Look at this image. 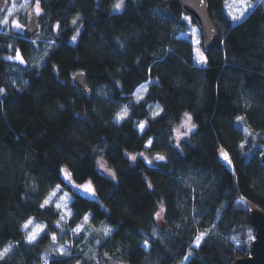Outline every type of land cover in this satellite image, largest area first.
Returning a JSON list of instances; mask_svg holds the SVG:
<instances>
[{
    "label": "trees",
    "instance_id": "trees-1",
    "mask_svg": "<svg viewBox=\"0 0 264 264\" xmlns=\"http://www.w3.org/2000/svg\"><path fill=\"white\" fill-rule=\"evenodd\" d=\"M39 1L33 37L0 27V249H12L0 264H232L249 255L251 208L264 210V138L253 136L264 131V0L237 20L228 0H207L219 36L210 49L201 40L204 64L182 35L199 22L181 0H123L119 9L118 0ZM44 39L40 65L10 58L30 60ZM80 70L88 91L73 81ZM185 112L196 127L177 143ZM139 152L151 163L130 157ZM65 170L74 183L90 180L96 197L71 188ZM57 185L73 194L67 220L41 207ZM85 215L112 231L71 240ZM31 217L46 224L34 242L23 227Z\"/></svg>",
    "mask_w": 264,
    "mask_h": 264
},
{
    "label": "rangeland",
    "instance_id": "rangeland-1",
    "mask_svg": "<svg viewBox=\"0 0 264 264\" xmlns=\"http://www.w3.org/2000/svg\"><path fill=\"white\" fill-rule=\"evenodd\" d=\"M260 1L256 3V1L254 2L251 0H228L227 11L232 18L239 17L237 19H240L246 13V11L250 7V5H254V4L257 5L260 3ZM120 2H121V0H118L116 5ZM13 3L16 5V11H14V12L12 11ZM36 6H37L36 0H5L4 9L2 12H0V27L7 29L13 33L24 34V29H25L26 25L28 24L30 17L33 14H37L36 13ZM39 8L41 9L40 1H39ZM115 9H117V8L115 7ZM9 12H12V14L9 15L8 14ZM40 14H41V11L37 15L40 16ZM4 17L8 18V20H9L8 24L2 23V20ZM14 20H18L21 26L17 27L13 23ZM39 24H40V28H41L43 26V24L40 22V20H39ZM182 35L190 38L194 42L196 62L198 64H204L205 62L201 61V57L206 56V54H205V52H204V50L200 44L201 40L203 39V32H202L201 26L198 23H194V22L190 21L189 22V29L186 32L182 33ZM40 42L41 43H36L37 48L34 50V52H33L34 55L31 57L30 60H26L19 51H17L15 54L11 55L10 58L14 59L16 61H19L25 65L28 63H30L31 65H36V66L40 65L47 49L51 46V41L48 39H44ZM17 53H19L23 57V61L17 60L15 58ZM15 69H18V70L15 71L14 74H12V79H13V82H15V84H18L19 82H21V79H20L21 78V75H20L21 74V72H20L21 66L16 65ZM146 89H147L146 84L141 85L135 93V98L137 100H138V97L143 98L145 93H146ZM152 106H153V110H152L153 113L159 111V109H158L159 104L152 105ZM125 110H123V111H125ZM122 112H120L119 114H121ZM188 116H191L190 121H188ZM186 121H187V123H186ZM191 125H195V127H196V124L192 118V115L189 112H185L183 115L182 121L175 128V140L177 143H179V141H181L182 139L188 137L189 134L195 129V127H194V128H191V130H189ZM253 136L255 138H258V137L264 138V131H255V132H253ZM133 156H135V157L142 156L147 161H151V156H149L146 152H139L137 154H130L131 158ZM157 156H159V155L153 156V158L157 157ZM100 167L106 173L114 175L113 170L108 166V164L105 160L101 159ZM66 180L70 184L71 188H73L74 190H76L80 193H83L89 197H96V191H95L94 185L90 180L86 181L84 183H74L73 181H71L67 178H66ZM86 183L91 185V187H92L91 192L85 190V188L83 187V185ZM77 185H80V187H77ZM72 196H73V194H72L71 190L66 189L61 185H57L53 188V190L50 192V194L47 196L46 199L51 197V200H52L51 205H54L55 207H56V204H61L62 207L59 208V210H60L62 216H64L63 220H67L72 213V209H71V205H70L71 200H72ZM65 197H67V199H65ZM28 220H32V224H30L27 229L24 228L27 236L31 232L36 231L38 226L43 227L45 229L46 224L44 222H42V221H40L34 217H31ZM27 221L25 223H27ZM79 225H83V229L81 232L77 233L74 231V229L77 228V226H78L77 225L74 228L70 229L68 233H66V234H68L69 238L73 241H74V238H76L78 235H80V233L83 234V235L82 234L80 235L81 237H83L82 239H86L88 236L94 237V239H96L101 234H105L106 230L109 229V227H107V226L103 227V226H99V225H96V226L90 225L88 223V220L80 223ZM41 233L42 232H40L38 234L37 238L41 235ZM63 237L65 238L66 235H64ZM71 240L69 241L70 243L72 242ZM6 247H10V246L8 245ZM61 248H63L66 252L69 251V249L67 248V246L64 243H55L54 252H56V253L59 252V249H61ZM46 258H47V256H46Z\"/></svg>",
    "mask_w": 264,
    "mask_h": 264
},
{
    "label": "water",
    "instance_id": "water-1",
    "mask_svg": "<svg viewBox=\"0 0 264 264\" xmlns=\"http://www.w3.org/2000/svg\"><path fill=\"white\" fill-rule=\"evenodd\" d=\"M185 10L193 15L199 22L206 46L210 49L218 40L219 31L212 19L207 0H181ZM5 0H0V12L3 11ZM40 29L38 15L33 14L24 29L26 37H33ZM74 83L86 91L89 90L86 84L85 72L77 71L73 76ZM251 220L256 228L255 239L252 242L251 253L236 259L232 264H264V210L255 206L251 208Z\"/></svg>",
    "mask_w": 264,
    "mask_h": 264
},
{
    "label": "snow or ice",
    "instance_id": "snow-or-ice-1",
    "mask_svg": "<svg viewBox=\"0 0 264 264\" xmlns=\"http://www.w3.org/2000/svg\"><path fill=\"white\" fill-rule=\"evenodd\" d=\"M122 3H123V0H121V2L118 3L117 5H115V7H116L117 9L121 8V7H122ZM36 5H37V6H36V13L39 14L40 11H41V9L39 8V0H36ZM13 6H15V8H16V5H15L14 3H13ZM8 14L11 15L12 12H9ZM237 18H239V17H234V19H237ZM2 23H4V24H8V23H9L8 18H7V17H4L3 20H2ZM13 23H14L17 27H20V26H21L18 20H14ZM72 23L75 24V23H76V20H73ZM57 27H59V25H57ZM72 39L75 40L76 37L74 36V37H72ZM15 58H16L17 60H21V61H23V57H22L19 53H17V55H16ZM201 61L206 63V62H207V57H206V56H202V57H201ZM3 91H4L3 89H0V92H3ZM139 99H142V97H138V100H139ZM246 106H247V105H246ZM160 111H163V109H161ZM159 114H160V112H154V113H153V116H156V115H159ZM186 115H187V114H186ZM127 116H128V112H127V110H125V111H123L121 114H119V119H120V120H124ZM236 119H237L238 121H240V122H243V121H244V117H239V116H238V117H236ZM190 120H191V116H188V121H190ZM186 123H187V121H186ZM146 124H147L146 121H139V122H138V128H139L141 131H143V130L146 128ZM194 127H195V125H191V127L189 128V130H191V128H194ZM250 134H251V133H250ZM147 144H148L149 147H151L152 144H153V141H152L151 139H149V140L147 141ZM241 147H243V145H241ZM220 155L222 156V158H223L226 162H228L229 164L232 163L231 158H230V156L228 155V153L222 151V152L220 153ZM132 159L135 160L136 157L133 156ZM157 159H158V160H161V161H164V160H166V157H165V156H162V155H159V156H157ZM149 163H151V161H149ZM64 175H65V177H66L67 179L71 180V176H69V174H68V172H67L66 170L64 171ZM58 187H59V186H58ZM77 187H80V185H77ZM83 187L85 188V190H87V191H89V192L92 191V187H91L90 184H87V183H86V184L83 185ZM65 199H67V197H65ZM51 203H52V200H51V197H49L48 199H45V200L43 201V204L41 205V207L47 206V205H49V204H51ZM61 207H62L61 204H56V208L59 209V208H61ZM221 207H223V205H221ZM217 212H219V210H217ZM63 218H64V216H61V219H63ZM157 218H159V214H157ZM217 218H219V215H217ZM88 219H89V217H88L87 215H85V216H84V221H87ZM30 224H32V220H28L27 223H25V224L23 225V227L27 229L28 226H29ZM213 227H215V225H213ZM82 229H83V225H78L77 228L74 229V231L77 232V233H79V232L82 231ZM44 230H45V229H44L43 227H39V226H38L36 231L31 232V233L27 236L28 241H29V242H34V241H36L38 234H39L40 232H43ZM111 231H112L111 229L106 230V235L109 234ZM211 231H212V229H209L207 232H205V233H201V234L196 238L195 243L197 244V246L200 245L201 240H203L204 237H205L206 235H208V233H210ZM53 238H55V234H53ZM81 238H83V237H81ZM248 238H249L250 241L255 239V236L252 234L251 231L248 233ZM233 239H236V238L233 237ZM97 243L99 244L100 241H97ZM236 243L239 244L240 241H239V240H236ZM11 250H12L11 247H6V248H3V249H0V261H5L6 258H7V256H8V254H9V252H10ZM81 251H82V250H81ZM59 253H60L61 255H70V253L66 252L63 248L59 249ZM105 255H107V253H105ZM76 264H81V261H80L79 259H76Z\"/></svg>",
    "mask_w": 264,
    "mask_h": 264
},
{
    "label": "clouds",
    "instance_id": "clouds-1",
    "mask_svg": "<svg viewBox=\"0 0 264 264\" xmlns=\"http://www.w3.org/2000/svg\"><path fill=\"white\" fill-rule=\"evenodd\" d=\"M12 11L14 12V11H16V8H15V6H13V8H12ZM262 194H264V193H262Z\"/></svg>",
    "mask_w": 264,
    "mask_h": 264
}]
</instances>
